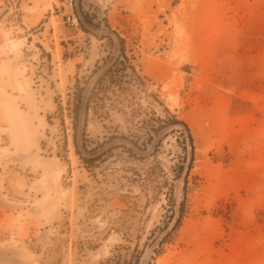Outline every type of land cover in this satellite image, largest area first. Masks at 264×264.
Here are the masks:
<instances>
[{"label": "rangeland", "instance_id": "obj_1", "mask_svg": "<svg viewBox=\"0 0 264 264\" xmlns=\"http://www.w3.org/2000/svg\"><path fill=\"white\" fill-rule=\"evenodd\" d=\"M122 48L124 103L85 104L113 148L89 169L59 106ZM166 110L186 187L182 127L143 124ZM0 264H264V0H0Z\"/></svg>", "mask_w": 264, "mask_h": 264}, {"label": "trees", "instance_id": "obj_2", "mask_svg": "<svg viewBox=\"0 0 264 264\" xmlns=\"http://www.w3.org/2000/svg\"><path fill=\"white\" fill-rule=\"evenodd\" d=\"M92 25V24H91ZM110 35L114 36L117 41L121 44V47L125 44V40L116 32H110ZM113 40V38H110ZM121 61L119 62V60ZM128 59L125 56V50L122 48L120 51V56L106 72L100 75L94 82L93 87L89 92V87L92 84L93 80L96 76V71L93 74L88 76H84L83 78H77L76 83L74 85L73 91L68 95V101L66 108H62L59 106V111L61 113V126L64 135V146L67 148L69 146V136H71L72 146L74 149V153L79 157L82 162L87 165L89 169H94L98 164L105 163L108 158L113 156V148H109L104 153V160L96 159L94 156L95 151L97 150L99 143H96L95 147L93 146V141L88 138L87 134V123L82 124V115L85 110V104L88 103L90 105L94 104V109L99 110L103 108L106 101H117L122 104L125 100H122L124 94V89L122 88L123 80L125 76L121 74L122 71L130 69L131 67L125 65V61ZM106 64V61H104ZM89 94L88 98L87 95ZM88 100V101H87ZM66 118L70 121V127L66 126ZM146 122V123H145ZM143 124L147 126L148 140H152L155 135H166L169 130L174 131L178 127H182L181 136L183 137V141L188 142V146L190 147V167L188 168L189 173H185V187L188 183V176L190 175V170L193 168L191 165L195 161L194 159V143L191 134V130L189 126L178 120L177 116L171 114L168 110H166V115L161 118L158 117L155 119V114L153 116H149L148 120H144ZM157 127V128H156ZM71 130V133L68 134V130ZM110 138H107L102 145H106ZM145 142V141H144ZM184 150L187 153L186 145L184 146ZM88 157V158H86ZM184 164V162H183ZM181 170L182 172H178ZM175 179H179L181 175H183V168L178 167L175 169ZM183 212V207H181ZM167 226V225H166Z\"/></svg>", "mask_w": 264, "mask_h": 264}, {"label": "built area", "instance_id": "obj_3", "mask_svg": "<svg viewBox=\"0 0 264 264\" xmlns=\"http://www.w3.org/2000/svg\"><path fill=\"white\" fill-rule=\"evenodd\" d=\"M67 4L72 6L74 4V0H67ZM65 23L73 30H78L81 27L80 17L73 12L65 16Z\"/></svg>", "mask_w": 264, "mask_h": 264}]
</instances>
